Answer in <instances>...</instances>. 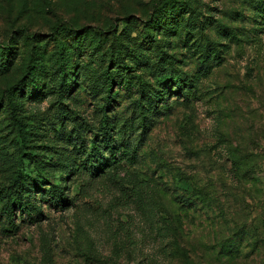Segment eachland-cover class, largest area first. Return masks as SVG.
I'll return each instance as SVG.
<instances>
[{"label":"rangeland","instance_id":"1","mask_svg":"<svg viewBox=\"0 0 264 264\" xmlns=\"http://www.w3.org/2000/svg\"><path fill=\"white\" fill-rule=\"evenodd\" d=\"M169 3L0 0V264H264V0Z\"/></svg>","mask_w":264,"mask_h":264},{"label":"trees","instance_id":"2","mask_svg":"<svg viewBox=\"0 0 264 264\" xmlns=\"http://www.w3.org/2000/svg\"><path fill=\"white\" fill-rule=\"evenodd\" d=\"M169 1H171V3L164 5L160 11H161L162 15H165V16L167 15V12L169 11V13L174 15V20L169 21V20L165 19L166 26H164V28H167L168 26L174 25L176 23L174 11H175V9L182 11L184 9V5H185V4H183V6H181L179 3H176L177 0H169ZM121 46L122 45L120 43H118L117 46L115 45V47L113 48V51H112V58L113 57L122 58L123 63L125 65L124 67L130 68L131 66L129 64L125 63V61H124L126 54L125 55L122 54ZM61 47L62 48L59 51L60 73H62V75L60 76V81H61L62 85H66V88H67L68 83H69V80H68L69 78L67 79L65 76V73H66V64H65L66 53L64 52V44ZM112 58H111V60H112ZM3 63L4 62L2 61L1 62L2 66L4 65ZM36 73H37L36 72V66H34V67L31 66L29 68L28 78L30 79V76L36 77V75H37ZM106 79L108 82V90L110 92L112 84H113V81H112L113 78L110 74V71H107ZM174 81H175V83H178V81L180 83V81L182 82L184 80L183 79L182 80L175 79ZM184 83H186V82H184ZM18 85H20V83H18ZM22 87H23V84H22ZM16 88H17L16 85L12 86V88H11V96L9 97V106H8V107H11L12 110H14V111L17 109V105H18L17 100L15 98V96L17 95L16 90H15ZM12 90H14V91L12 92ZM153 105H154V102L150 101V108H152ZM13 119L15 120V124H16L18 132H19V137L22 139V146L26 147V145H27L26 142L30 139L29 138L30 132L25 128L26 123L23 121V118H21L20 116L15 115ZM233 168L237 172V174H239V175H243L247 171V170L243 169L242 162L235 159V158L233 160ZM29 191H30L29 184L26 183L24 180L23 171L21 169L18 171V169H17L13 172V175H12L9 183L6 184V186H5V195L3 197H4V199H6V203L10 204L11 201L18 199V198L19 199L22 198V196L26 195ZM202 198L204 199V198H206V196H204V194H203ZM19 204L24 205L25 207H28L29 203H28V201L23 202V200L20 199ZM31 206H32V209H38V207H36L33 204H31ZM230 243L231 244H229L227 242V244L226 243L223 244L221 251H223L225 254H227L230 257H235L237 255V253L240 251V247L236 241H234V242L231 241Z\"/></svg>","mask_w":264,"mask_h":264}]
</instances>
